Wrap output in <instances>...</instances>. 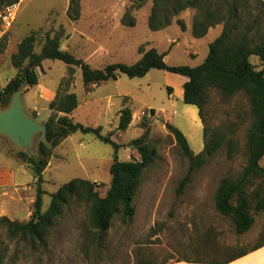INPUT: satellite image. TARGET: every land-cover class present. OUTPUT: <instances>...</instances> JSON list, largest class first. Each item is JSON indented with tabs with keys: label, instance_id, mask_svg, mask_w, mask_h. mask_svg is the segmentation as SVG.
<instances>
[{
	"label": "rangeland",
	"instance_id": "374dc122",
	"mask_svg": "<svg viewBox=\"0 0 264 264\" xmlns=\"http://www.w3.org/2000/svg\"><path fill=\"white\" fill-rule=\"evenodd\" d=\"M138 1L81 0L80 18L74 21L67 15L70 0H23L5 50L0 51V91L18 74L11 58L18 51L19 43L32 33L39 34L36 52L40 53L47 33L54 37L62 32V49L84 60L93 69L102 70L115 63L135 64L142 58L141 46L145 50L155 48L160 53L169 52L165 60L170 66L197 67L206 60L210 44L224 28V24H220L211 28L204 38L197 39L194 25L202 16V7L210 6L215 10L225 2L230 4L236 0H208L205 5L181 10L172 14L171 25L160 31L151 30L149 25L153 0H146L141 8H135ZM246 3V7L239 8V16L251 21L257 16L259 6L254 0H246ZM127 13L135 19L134 27L124 24ZM223 14L227 17L226 12ZM180 23L185 27L182 28ZM251 62L258 70L262 69L258 57H252ZM72 70L74 77L70 80ZM37 72L40 85L77 95L79 107L71 118L87 127H102L104 135L113 134L112 139L121 146V161L141 160L137 150L129 144L144 135L142 124L146 121L150 128L147 142L156 152V160L143 175V183L134 200L136 215L133 222L123 225L116 219L102 244L98 243L96 232L90 226V206L74 200L55 220L42 241L10 239L5 229L0 230L2 246L6 250L4 264H168L176 259L225 260L241 249L264 241V211H256L254 204L255 224L243 235L237 233L230 218L215 208V194L221 180L237 177L247 164L245 147L251 117L245 97L227 102L219 91H212L204 112V124L198 108L185 104L179 94L187 79L181 75L154 69L143 78L132 79L122 74L115 81L88 86L80 67H71L61 61L47 60ZM68 79L70 85L62 83ZM37 87L24 90V102L29 113L30 105L40 110L42 115L37 116V120L44 124L50 112L52 115L54 112L37 94ZM125 107L132 110L133 120L129 129L123 132L119 130V123L121 110ZM151 110H155V114ZM168 123L185 134L195 154L204 150L205 127L214 131L235 124L237 152L230 159L228 147L224 145L195 173L193 181L180 196L177 190L188 174V160L167 128ZM38 144L39 138L31 155L38 157ZM59 147L53 166L49 163L44 174V211L51 205V194L74 179L94 183L96 191L105 197L112 182L110 167L114 149L95 135L81 132L70 135ZM8 148L14 153L10 141L0 138V150L7 151ZM9 154L17 159L14 154ZM261 165L264 167V158ZM5 166L16 172L20 187L15 191L10 188L7 190L9 195L0 197V215L28 221L33 209L24 194L34 182L33 170L20 174L16 161L0 152V168ZM260 187L264 192V180L258 181L255 188ZM36 194L37 183L32 192L35 199ZM21 195L25 202L20 200Z\"/></svg>",
	"mask_w": 264,
	"mask_h": 264
},
{
	"label": "trees",
	"instance_id": "16d2710c",
	"mask_svg": "<svg viewBox=\"0 0 264 264\" xmlns=\"http://www.w3.org/2000/svg\"><path fill=\"white\" fill-rule=\"evenodd\" d=\"M20 1L0 0V10ZM206 1L208 0H153L149 21L151 30L160 31L170 26L172 14H177L187 8L198 7L201 4L205 5ZM254 1L259 6V12L251 21L239 16V8L247 6L246 0H236L230 4L225 2L223 6L215 10L210 6L202 7V16L194 25V35L197 39L204 38L211 28L220 24H224V28L220 36L210 44L206 60L197 67L170 66L165 60L169 52L160 53L155 48L145 50L141 46L139 53L142 58L135 64L115 63L102 70L93 69L84 60L62 49V32L54 37L47 33L40 53L36 52L39 34L32 33L19 43L18 51L11 58L13 67L19 72L0 91V110L11 105L14 95L21 87L26 86V89H29L39 85L37 70L47 60L61 61L71 67H80L84 83L88 86H100L108 81H115L122 74L132 79L143 78L154 69L184 76L188 79L184 84V102L198 108L204 124V112L212 91H219L227 102L239 96L245 97L250 105L251 117L245 147L247 164L237 177H225L221 180L215 194V208L221 215L232 220L238 234H246L255 224V218L252 215L253 204L256 211H264L263 188H255L258 181L264 180V167L261 165L264 158V1ZM145 2L146 0H139L135 8H141ZM224 12L227 13V17L223 14ZM67 15L71 20H79L81 0H70ZM123 22L130 27L135 26V19L130 16V13L125 15ZM180 24L182 28L185 27L183 23ZM7 37L2 43L1 52L5 50ZM254 56L259 58L261 70H258L251 62ZM73 77L74 71L72 70L69 79ZM69 79L62 83L67 82L70 85ZM78 107L79 99L76 94L62 93L58 90L56 98L49 104L54 115H51L44 123L48 128L47 142H43L39 137L38 157L15 147L14 153L9 152L14 154L19 162L30 165L37 180V194L32 206L31 218L24 222L12 220L7 216L0 217V230L5 229L10 239L19 237L44 240L55 220L63 215L64 209L69 207L74 200H80L90 206V226L96 232V239L100 244L105 240L116 219L120 220L123 225L133 222L136 215L134 200L143 183V175L156 160V152L147 142L150 135L149 125L145 121L142 124L145 129L144 135L129 144L137 150L141 160L121 161L119 157L121 146L112 139L113 134L104 135L102 127H87L73 121L71 115ZM151 112L155 114V110ZM32 116L37 119L36 114ZM132 120V110L129 107L122 109L119 130L127 131ZM235 126L233 124L214 131L205 127L204 150L195 154L185 134L173 124H167L183 156L188 160V174L180 182L178 195L184 194L187 186L193 181L195 173L203 168L209 158L217 154L224 145L228 147V157L234 158L237 152ZM76 132L85 135L93 134L98 140L114 149V161L110 167L112 175L110 188L107 195L102 197L96 191L94 183L84 179H74L63 184L58 191L51 194V205L44 211L45 171L55 150L66 138ZM251 189L254 190L250 193ZM262 246H264V241L258 242L249 249H241L227 258V261L243 257ZM5 254L6 250L2 246L0 237V264H4Z\"/></svg>",
	"mask_w": 264,
	"mask_h": 264
},
{
	"label": "crops",
	"instance_id": "0c3cea01",
	"mask_svg": "<svg viewBox=\"0 0 264 264\" xmlns=\"http://www.w3.org/2000/svg\"><path fill=\"white\" fill-rule=\"evenodd\" d=\"M187 81H188V79L183 81V83H182L183 87ZM37 88H38L37 94H39L40 98H42L44 101H46V103L48 105L56 98V95H57L56 89H54L50 86L40 85V84L38 85ZM175 93H176V90H174V95H175ZM179 94L184 99V90L180 91ZM23 99H24V96H23ZM30 113H35L38 117H40L42 115L40 110L36 106H33V105H30ZM51 115H52V112H50L49 118L51 117ZM56 150L54 152V156L52 158V161L50 162V167L53 166V164H54V159L57 155ZM0 152L5 154L8 158L14 159L16 161V163L20 166V169H19L20 174L24 175L27 172H32V169L30 168V166L28 164H24V163L19 162L12 155L9 154V152H10L9 148L7 149V151L0 150ZM36 181L37 180L34 177L33 184L29 185L26 188V190H25L26 193L24 194V196L25 195L27 196L30 206H33V203L35 201V197L32 196V192H33V187L36 184ZM19 187H20V185H18L16 172L10 166L1 167L0 168V197L9 195L7 190H10V188H12L11 190L14 189L13 191H15V190H18ZM20 200L22 202H25V199L23 198V196L20 198ZM30 215H31V213L29 212L28 217ZM0 217H1V215H0ZM168 264H264V246H262L261 248L255 250V251L248 253L247 255H245L243 257L234 259L232 261H227V259H225V260H210V261L196 262V261L177 260L176 259V260H171Z\"/></svg>",
	"mask_w": 264,
	"mask_h": 264
},
{
	"label": "water",
	"instance_id": "95a60500",
	"mask_svg": "<svg viewBox=\"0 0 264 264\" xmlns=\"http://www.w3.org/2000/svg\"><path fill=\"white\" fill-rule=\"evenodd\" d=\"M21 87L14 95L11 105L0 110V137L7 138L17 148L31 153L36 140L47 142L48 128L35 119L26 109Z\"/></svg>",
	"mask_w": 264,
	"mask_h": 264
},
{
	"label": "built area",
	"instance_id": "2783aa9c",
	"mask_svg": "<svg viewBox=\"0 0 264 264\" xmlns=\"http://www.w3.org/2000/svg\"><path fill=\"white\" fill-rule=\"evenodd\" d=\"M23 0L0 10V50L4 39L10 34Z\"/></svg>",
	"mask_w": 264,
	"mask_h": 264
}]
</instances>
